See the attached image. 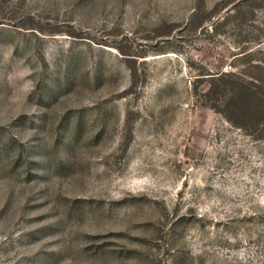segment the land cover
<instances>
[{"label": "rangeland", "instance_id": "374dc122", "mask_svg": "<svg viewBox=\"0 0 264 264\" xmlns=\"http://www.w3.org/2000/svg\"><path fill=\"white\" fill-rule=\"evenodd\" d=\"M0 264H264V0H0Z\"/></svg>", "mask_w": 264, "mask_h": 264}]
</instances>
